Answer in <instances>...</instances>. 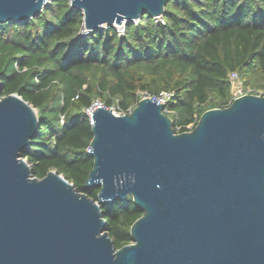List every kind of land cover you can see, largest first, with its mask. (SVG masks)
I'll return each instance as SVG.
<instances>
[{
    "label": "water",
    "instance_id": "water-1",
    "mask_svg": "<svg viewBox=\"0 0 264 264\" xmlns=\"http://www.w3.org/2000/svg\"><path fill=\"white\" fill-rule=\"evenodd\" d=\"M166 0H70L84 29L158 19ZM45 0H0V24L36 16ZM95 106V107H94ZM89 113L85 186L56 170L32 175L21 152L37 126L21 96L0 97V264H264V94L206 110L176 133L163 105L143 96L127 114ZM131 196L143 211L116 249L99 203Z\"/></svg>",
    "mask_w": 264,
    "mask_h": 264
},
{
    "label": "trees",
    "instance_id": "trees-1",
    "mask_svg": "<svg viewBox=\"0 0 264 264\" xmlns=\"http://www.w3.org/2000/svg\"><path fill=\"white\" fill-rule=\"evenodd\" d=\"M82 27L70 0L0 24V97L16 93L36 109L37 129L21 152L32 175L56 170L94 201L99 187L85 180L95 102L127 114L143 96L167 94L163 111L181 133L231 103V73L243 90L264 94V0H166L160 18L142 14L122 35L112 25ZM99 204L116 249L130 243L143 211L131 196Z\"/></svg>",
    "mask_w": 264,
    "mask_h": 264
},
{
    "label": "built area",
    "instance_id": "built-area-1",
    "mask_svg": "<svg viewBox=\"0 0 264 264\" xmlns=\"http://www.w3.org/2000/svg\"><path fill=\"white\" fill-rule=\"evenodd\" d=\"M134 21H136V20H134ZM124 25H125V23H121V25L120 26H114L115 27V29H116V31H117V34L118 35H122L123 33H124ZM83 29H82V34H87L88 32H90V30H87V29H84V27H82ZM230 79L232 80V82H233V86L235 85V79H236V74L235 73H231V75H230ZM233 88V87H232ZM232 94H233V98H232V100L234 99V98H236V97H238V96H241V95H243V94H258V95H261L260 93H253L252 92V90L251 89H246V90H243L240 86L239 87H234V89H233V92H232ZM167 96V94H165V95H163V96H161V97H159V98H156V100L158 101V102H160L162 105L164 104V102H165V97ZM155 99V98H154ZM96 103H98V102H96ZM94 106V105H93ZM93 108V107H92ZM111 110H112V112H113V110H114V108H110ZM89 110H92V109H89ZM89 110H88V112H89ZM131 110H129V112H130ZM114 114H115V112H113ZM117 115V114H116ZM92 123V120L90 119V124Z\"/></svg>",
    "mask_w": 264,
    "mask_h": 264
},
{
    "label": "rangeland",
    "instance_id": "rangeland-1",
    "mask_svg": "<svg viewBox=\"0 0 264 264\" xmlns=\"http://www.w3.org/2000/svg\"><path fill=\"white\" fill-rule=\"evenodd\" d=\"M46 1V3L49 1V0H45ZM239 87L240 85L238 84V83H235V85L233 86V88H232V92H233V89H234V87ZM113 112H115V114H117V115H121V114H119V112L116 110V109H114L113 110ZM90 112H88V114H89Z\"/></svg>",
    "mask_w": 264,
    "mask_h": 264
},
{
    "label": "bare ground",
    "instance_id": "bare-ground-1",
    "mask_svg": "<svg viewBox=\"0 0 264 264\" xmlns=\"http://www.w3.org/2000/svg\"><path fill=\"white\" fill-rule=\"evenodd\" d=\"M95 107V106H94ZM89 112H91V110H89Z\"/></svg>",
    "mask_w": 264,
    "mask_h": 264
}]
</instances>
